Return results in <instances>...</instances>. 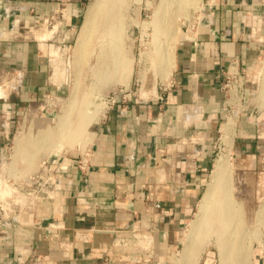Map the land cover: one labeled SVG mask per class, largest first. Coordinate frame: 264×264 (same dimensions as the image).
Wrapping results in <instances>:
<instances>
[{
	"label": "crops",
	"instance_id": "0c3cea01",
	"mask_svg": "<svg viewBox=\"0 0 264 264\" xmlns=\"http://www.w3.org/2000/svg\"><path fill=\"white\" fill-rule=\"evenodd\" d=\"M89 1L0 0V149L22 122L52 126L40 103L71 93L56 61ZM181 25L168 75L151 92L123 91L92 125L86 170L78 155L58 157L43 173L51 182L39 183L45 197L1 205L0 264H170L208 183L231 60L249 80L232 158L243 185L264 197V0H200Z\"/></svg>",
	"mask_w": 264,
	"mask_h": 264
},
{
	"label": "rangeland",
	"instance_id": "374dc122",
	"mask_svg": "<svg viewBox=\"0 0 264 264\" xmlns=\"http://www.w3.org/2000/svg\"><path fill=\"white\" fill-rule=\"evenodd\" d=\"M199 1L168 0V3L166 2L163 7H160V0H104L92 26V32L90 34L91 41L88 48L91 52L88 51L87 56L78 64L77 60L79 56L76 54L77 39L82 25L87 18V9L82 25L78 27L74 40L67 51L57 59L56 63L67 70L71 84L70 87H72L70 94L74 93L78 98L76 106L72 107L70 111L71 118H75V114L77 117H86V120L83 121L86 123L88 137L92 125L106 111L108 107L107 99L109 97L125 90L126 93L135 95L138 93L140 87L148 88L151 92V89L154 90L157 80L160 77H166L168 75L171 65L166 66L164 68L165 70H162L163 65L160 59L165 58L166 54V57L168 56L172 59L170 56L173 50H170V48L174 49L178 39L182 37L181 24L190 18L191 12L196 9ZM91 2L92 0L89 1L88 5ZM107 11L108 13L111 12L108 14ZM156 22L158 23L159 30L161 29L159 31L157 27L159 35L155 31ZM161 23L165 26H161ZM163 26L167 29V31L164 30V34L162 31ZM160 32L162 36L167 35L163 38ZM154 34L155 37L157 36L156 38L153 36ZM159 37L162 39L160 40ZM165 37H168V39ZM154 39L159 41L156 43ZM165 40L166 42L168 41L167 44ZM154 42L157 47H160L159 49L154 45ZM173 45L174 47H172ZM166 46H168L169 51ZM115 47L119 49L117 53L115 52L117 57L112 54ZM161 47H164L163 53L161 52ZM111 54L113 56H111L112 60L110 58ZM158 55L160 58L157 57ZM58 56L55 54L54 57ZM121 60L123 63L121 69L113 67L115 66L113 63ZM55 70L58 73L60 71L62 75L63 71L61 68L56 67ZM69 98L70 95H65L59 99L48 96L40 103V110L38 111L44 115L51 114L55 122H53L54 124L52 123V126L48 130L49 132L56 129L58 119L61 116L60 114L64 113L63 111L68 104ZM85 104H90V107H84ZM84 108L88 110V113L83 112ZM91 113L92 115H90ZM228 118H231L234 122V134L236 124L235 116H223L217 139L214 142L213 162L207 182L210 180L215 161L222 155L228 154L230 174L228 176L229 179L227 177L225 179L224 185L227 184V186H223V188L229 191L230 199L234 203L236 210L235 223L239 228H243H240L236 236L237 247L240 246L241 248L238 247L232 250L228 264H255V259L258 257H261L262 264H264V197H256V195L251 193L250 188L243 185L242 179L238 176L235 168L232 150L226 147L220 139L221 132H223L222 126ZM39 130L44 129L40 127L34 128L28 121L27 123L22 122L17 125L16 130L9 137L7 143L0 149V207L6 203L5 205L9 209L16 210L18 205L25 201L26 197L29 199L39 196L45 197L43 193L40 194V190L36 186L38 177L40 175L44 176L42 168L43 162H46L48 165V162H52L58 157L68 158L69 155H78L79 157L88 153L89 139H86L85 146L82 147L83 138H72V134H70L72 130L64 134L61 141L55 140L56 138L54 137L49 138L46 142H37L36 144L33 141H37V139L42 137V134L46 133V131ZM27 139L32 141V143L29 142L30 144L27 145L26 143V145H23V142ZM17 142L20 143L19 147L17 146ZM260 208L263 211L261 216L257 218L255 215ZM196 212L197 206L190 222L194 219ZM219 219V217H215L214 215L208 217V221L211 222L209 223L210 226L205 224L206 226L204 225V227L206 229L203 228L206 231L204 235H206L203 236L202 234L201 238L197 237L195 239L192 252L193 259L191 261L193 264H220V252L216 246V231H218L220 225ZM189 223L182 230L178 248L172 255V258L169 259L170 264H180L179 261H182L184 247L187 241L186 235L190 227ZM239 250H241V254H238ZM240 255L242 258L238 257ZM237 257L241 258V260L236 259ZM175 260L177 261L175 262ZM103 264H110V262L104 261ZM113 264H144V262L132 258H123Z\"/></svg>",
	"mask_w": 264,
	"mask_h": 264
},
{
	"label": "bare ground",
	"instance_id": "6f19581e",
	"mask_svg": "<svg viewBox=\"0 0 264 264\" xmlns=\"http://www.w3.org/2000/svg\"><path fill=\"white\" fill-rule=\"evenodd\" d=\"M160 2H161V6L160 7H163L166 4V2L168 3V0H160ZM103 3H104V0H92L91 4L88 7L87 18L85 19V21H84V23L82 25L81 32H80L79 37L77 39V48H76L77 53L76 54H78V56H79V58L77 60L78 61V64H80V62L83 61L84 57L87 56V53L89 51L88 48L90 46V41H91L90 34L92 32V26L94 24V19L96 18L97 12L100 9L101 4L103 5ZM107 13H108V11H107ZM106 18H107V16H106ZM157 22H156V29H155L156 33H158L157 32V27H158L157 26L158 25ZM162 25H164V24L161 23V26ZM164 26L162 28L163 34L165 32L164 30L167 31V29L164 28ZM158 30H159V27H158ZM110 31H111V28H110ZM153 31H154V29H153ZM94 32H95V30H94ZM107 34H108V32H107ZM157 35H159V33ZM160 35L162 36L161 32H160ZM165 35H167V34H165ZM100 36H101V34H100ZM104 36H106V35H104ZM110 36H111V33H110ZM153 36L155 37V34ZM164 36H162V37L164 38ZM113 38H115V37H113ZM165 38L168 39V37H165ZM159 39H160V37H159ZM156 40L154 39V41H156ZM158 41H156V43ZM165 42H166V40H165ZM167 42H166V44H167ZM163 44L165 45V43H163ZM154 45L156 46L155 42H154ZM167 47L168 46H166V48ZM172 47H174V45ZM157 48L159 49L160 47H157ZM161 49H162V51H161ZM161 49H160V51L163 53L164 47L163 48L161 47ZM117 50H119V49H117V47H115V49L113 50V53H112L114 56L116 55ZM170 50H173L174 51V49H171V48H170ZM168 51H169V49H168ZM173 51H171V56L169 55L170 57H172V52ZM89 52H91V51H89ZM109 52H111V51H109ZM154 52H156V50H154ZM157 52H158V50H157ZM165 53H166V51H165ZM112 54L110 55V58H111ZM155 54L157 55V53H155ZM159 55L157 57H159ZM166 55H165V58L160 59V60H162V63L161 64L163 65V68L161 67L162 70L164 68H166V66L168 67V65H171L170 63H171V60L172 59L169 58L168 56L166 57ZM162 56H164V55L162 54ZM116 57H117V55H116ZM160 57H161V55H160ZM111 60H112V58H111ZM115 63H113L115 66H113V65L112 66L115 67V68H117V69H121V67L123 65L122 60L119 61V62H115ZM169 70H170V68H169ZM59 73H60V71H59ZM163 75L165 76V74H163ZM163 78H165V77H163ZM77 100H78V98H77V96L74 93L70 94V98L68 100V104H67V106L65 105L67 108L64 106L66 109L64 108V111L62 110L64 113L63 114H60L61 116L58 119L56 129L53 130V131H50V132L46 130L47 132L44 133V134H42L41 135L42 137H40L39 139H37V141H33V142L36 143V144H37V142L43 143V142L48 141L49 138H54V137L56 138L55 140H60L61 141L62 140V137L64 136V134H66L70 130H72L70 132V134H72V138L73 137H82L83 138L82 139L83 140L82 141L83 143L81 144V146L84 147L85 146L84 143H85L86 139L87 138L89 139L88 134H87V130H86V123L83 121V120H86V117L85 118L83 116H81V117L78 116L77 117V115L75 114V118L72 119L71 118V114H70V111H71L72 107L76 106ZM84 107L88 108V107H90V104H85ZM86 108L83 109V112L88 113V110ZM90 115H92V113ZM233 126H234V122H233V120L231 118H228L226 120V122L222 126L223 132H221L222 135H221V138L220 139L223 142V144H225V146L228 147V148H231V144H232V140H233L232 139L233 138ZM24 142H23V145H26V143H27V145L30 144V143H32V141H29V139H27ZM58 143H59V141H58ZM19 145H20V143L17 142V146L18 147H19ZM55 152H57V151H55ZM27 159L28 160H31L30 158H27ZM229 174H230V163L228 161V154L227 155L224 154V155H222L221 157H219L215 161L214 166H213V170L211 172L210 180L207 183L206 188H205V191L202 194V197L200 198V200L198 202L197 212L195 214V217L189 223V226L190 227H189V231L187 232L188 234L186 235V240L187 241H186V244H185V247H184L185 248L184 249V256L182 257V261H179L180 264H186V263L187 264H193V262H191V261L193 259V253L192 252H193V249H194L195 239L197 237H200L201 238L202 234H203V236L206 235V234L204 235V233H206V231L203 230V228H205L204 227L205 224L206 225H209V223H211L210 221H208V217H212V215H214L215 217H219L220 218L219 219L220 225L218 227V231H216V233H217L216 246H217V248H218V250L220 252V264H228V261L231 258V252H232V250L234 248L240 247V246L237 247V244L238 243H236L237 242L236 236H237V232L240 231V228L241 227L239 228L237 226V224L235 223L236 210L234 208L233 201L230 199V195L228 193L229 191H226V189L223 188V186L224 187L227 186V184L224 185V183L226 181L225 180L226 177L228 178ZM228 183H229V181H228ZM262 211H263L262 208L258 209L255 216L257 218H259L261 216V214H262ZM238 228H239V230H238ZM241 229H243V228H241ZM241 242H243V241H241ZM240 252H241V250H239V253L238 254H241ZM242 256H244V255H242ZM245 256H246V254H245ZM238 257H241V255L238 256ZM238 257L236 259L241 260L242 257L241 258H238ZM244 258H246V257H244ZM180 260H181V258H180ZM176 261L177 260H175V262Z\"/></svg>",
	"mask_w": 264,
	"mask_h": 264
},
{
	"label": "built area",
	"instance_id": "2783aa9c",
	"mask_svg": "<svg viewBox=\"0 0 264 264\" xmlns=\"http://www.w3.org/2000/svg\"><path fill=\"white\" fill-rule=\"evenodd\" d=\"M248 82L249 80L246 70L240 66L237 60H231L223 73V80L220 85V90L224 95V100L222 103L224 117L227 115L236 116L242 109ZM119 99H125L123 92L113 94L111 97H109L107 99L108 107L115 105ZM88 163L89 151L88 153H85L76 159V166L81 171L86 170ZM46 165V162H43L42 168L44 173L47 172ZM44 176L40 175L38 177L36 181V186L38 188L40 186V181H45L46 183L51 182V178L49 176L47 177V180H44Z\"/></svg>",
	"mask_w": 264,
	"mask_h": 264
}]
</instances>
